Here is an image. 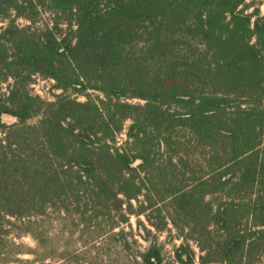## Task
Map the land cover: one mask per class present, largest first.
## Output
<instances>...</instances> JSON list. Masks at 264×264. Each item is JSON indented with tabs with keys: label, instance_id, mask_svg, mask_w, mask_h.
Instances as JSON below:
<instances>
[{
	"label": "trees",
	"instance_id": "obj_1",
	"mask_svg": "<svg viewBox=\"0 0 264 264\" xmlns=\"http://www.w3.org/2000/svg\"><path fill=\"white\" fill-rule=\"evenodd\" d=\"M41 10L55 21L41 26ZM34 76L54 83L52 100L32 93ZM0 84L5 261L99 264L48 240L52 213L125 250L121 226L136 218L148 246L135 264H167L157 238L169 228L176 264H264L254 0H0Z\"/></svg>",
	"mask_w": 264,
	"mask_h": 264
},
{
	"label": "rangeland",
	"instance_id": "obj_2",
	"mask_svg": "<svg viewBox=\"0 0 264 264\" xmlns=\"http://www.w3.org/2000/svg\"><path fill=\"white\" fill-rule=\"evenodd\" d=\"M260 10V13L264 15V0H254ZM38 23L41 26H45L55 21V17L48 11L41 10L38 16ZM24 23L23 21H19ZM31 90L32 93L40 96L45 100H52L55 90L53 89V82L44 79L40 76H34L32 79ZM6 90L5 85L0 84V92ZM82 100V98H81ZM11 122L12 119H8ZM119 139H123V136H119ZM64 215L58 216L57 214L48 213L42 222V230L45 232L49 241H54V244L60 248H67L68 251H75L87 259L96 258L99 264H135L133 255L137 251H142L147 248L148 243L138 235L143 233L141 228L138 229L136 224V218L131 217L130 221L126 225H122L121 228L125 232H131L133 237H130L128 242L130 243L129 249L121 247L118 239L106 240V238L97 239L91 232L87 233L83 238L79 237L78 232L70 224V221ZM142 219V218H141ZM170 232H165L158 235V243L162 247V255L167 264H176L173 261V249L180 244V240L175 238L174 232L171 228ZM16 243L20 244L24 249H35V242L29 236H21L19 238L9 236ZM193 247L194 245L191 244ZM197 251V250H196ZM82 256V257H83ZM83 257V258H84ZM0 257V264H79L72 260H59L57 257L54 259H47L43 262L33 261V256L29 254L17 255L14 257ZM16 260V261H15ZM28 261V262H26Z\"/></svg>",
	"mask_w": 264,
	"mask_h": 264
}]
</instances>
